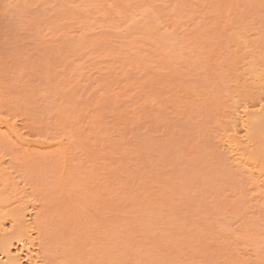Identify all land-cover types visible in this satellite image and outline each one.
<instances>
[{
    "label": "rangeland",
    "instance_id": "obj_1",
    "mask_svg": "<svg viewBox=\"0 0 264 264\" xmlns=\"http://www.w3.org/2000/svg\"><path fill=\"white\" fill-rule=\"evenodd\" d=\"M262 105L264 0H0V115L67 152L0 141L45 264H262L264 125L260 178L220 144Z\"/></svg>",
    "mask_w": 264,
    "mask_h": 264
},
{
    "label": "bare ground",
    "instance_id": "obj_2",
    "mask_svg": "<svg viewBox=\"0 0 264 264\" xmlns=\"http://www.w3.org/2000/svg\"><path fill=\"white\" fill-rule=\"evenodd\" d=\"M132 16L134 15L132 14ZM134 17L137 18L138 16L136 15ZM133 19L134 18L132 17L131 21ZM0 117L2 116L0 115ZM230 117L232 118L231 127L221 138L220 144L224 151L228 155H231L230 159L233 161V163H235L234 165H236L239 170H245L250 173L251 176L259 177L262 175V172L257 170L258 166L248 156L252 143L251 139L249 138L251 137L250 134L252 132H255V130L264 125V107L261 106L259 110H251L248 107H245L241 110L237 109L231 113ZM238 125L239 127L241 126L245 132V137L243 135L242 138H239L240 134H238L237 130ZM19 128L17 123L12 122L8 118L0 119V141L2 140L9 142V145L12 143L11 146L13 147L15 145L18 150L34 154L36 153V155L44 154V152L51 150L53 151L55 148L58 149L59 147H62V143L64 142L63 140L53 143L51 142L52 140L50 142L48 140L31 141L32 139L30 138L31 140H29L27 137H25V134H22L20 131L21 129L19 130ZM66 141H68V139H66ZM59 149L58 151H60ZM64 149L60 151L62 154L67 153ZM55 150L54 152H57V150ZM50 153L51 155L53 154V152H49V156ZM57 155L61 156V154ZM6 161L7 160H5L4 156H0V188L5 191L7 189H12L10 196L13 194V192H15L16 197L13 195L14 201L12 196L4 204L0 198V264H45L44 258L41 257V244H43V242H40V231L37 224V221L39 220L36 218L39 217V203H33L29 200L31 194L28 192L27 186L23 185L21 187V183L15 181L16 179L13 177V172L11 173L5 167L9 165ZM262 182L264 184V181ZM6 192H9V190ZM1 193L4 194V191L1 192L0 190V196ZM10 201H12V203ZM7 203H9L10 208L11 204H13V211L7 210ZM14 205H16V207ZM27 208L31 210L27 213V215H24L22 209H26V211H28ZM2 260L3 262H1Z\"/></svg>",
    "mask_w": 264,
    "mask_h": 264
},
{
    "label": "snow or ice",
    "instance_id": "obj_3",
    "mask_svg": "<svg viewBox=\"0 0 264 264\" xmlns=\"http://www.w3.org/2000/svg\"><path fill=\"white\" fill-rule=\"evenodd\" d=\"M16 7H18V6L15 5V4H6V5L4 6V8H5V13L7 14V12H8L9 9H15ZM262 107H264V105H262ZM0 119H5V117H0ZM60 264H68V262H66V261H61ZM262 264H264V262H262Z\"/></svg>",
    "mask_w": 264,
    "mask_h": 264
}]
</instances>
